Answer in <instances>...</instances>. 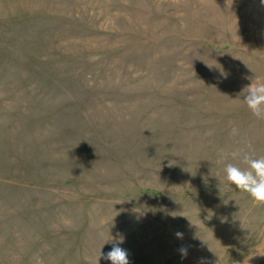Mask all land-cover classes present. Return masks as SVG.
<instances>
[{
	"label": "rangeland",
	"instance_id": "obj_1",
	"mask_svg": "<svg viewBox=\"0 0 264 264\" xmlns=\"http://www.w3.org/2000/svg\"><path fill=\"white\" fill-rule=\"evenodd\" d=\"M249 77L264 0H0V264H264Z\"/></svg>",
	"mask_w": 264,
	"mask_h": 264
},
{
	"label": "clouds",
	"instance_id": "obj_2",
	"mask_svg": "<svg viewBox=\"0 0 264 264\" xmlns=\"http://www.w3.org/2000/svg\"><path fill=\"white\" fill-rule=\"evenodd\" d=\"M227 2L229 3V0ZM222 75L226 76L227 74L222 71ZM248 79L251 80V83L242 90L243 103L253 116L264 118V80L251 77ZM231 155L234 159H240L244 167L227 163L224 167L226 181L239 191L247 193L252 198L254 205H264V156L257 157L250 152L243 154L233 152ZM176 236L182 238L183 234L177 232ZM108 242H113V247L103 258L111 261V264H130L127 250L119 246L124 242L123 237L115 240L111 238ZM180 252L182 256L187 255L186 248H181Z\"/></svg>",
	"mask_w": 264,
	"mask_h": 264
}]
</instances>
